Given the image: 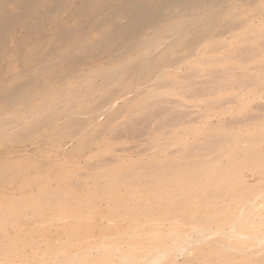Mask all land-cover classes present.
<instances>
[{
  "label": "rangeland",
  "instance_id": "obj_1",
  "mask_svg": "<svg viewBox=\"0 0 264 264\" xmlns=\"http://www.w3.org/2000/svg\"><path fill=\"white\" fill-rule=\"evenodd\" d=\"M120 1L45 0L39 5V0H0V264H64L67 253L91 247L93 257L73 264H94L95 257L107 251L101 247L95 253L97 244L127 249L128 242L145 235L134 237L132 228L158 216L123 214V202L135 195L155 198L161 189L137 183L132 189L111 190L105 187L113 178L110 169L132 183L135 174L145 175V167L154 163L183 166L196 158L210 159L213 152L203 148L209 147L206 136L219 130L235 134V144L246 149V154L229 153L222 163L232 161L230 168L245 176L249 196L264 189L259 185L264 181V0H225L222 6H238L248 19L244 30L227 26L230 15L219 16L211 22V43L188 58L187 48L172 54L178 63L169 81L155 88L143 83L125 95L121 78L109 83L97 73L115 70L123 62L97 44L114 31L113 20H123L112 12ZM146 2L154 5L157 0ZM175 21L172 14L164 15L159 32ZM73 30L78 33L68 35ZM135 39L127 35L124 40ZM89 74L92 80L86 81ZM30 80L33 84L27 83ZM22 83L27 84L24 96L10 100V88ZM59 97L75 103L74 114L65 113L69 105L64 102L48 105ZM199 97L202 100H194ZM252 139L257 140L253 145ZM195 145L202 147V155L191 154ZM179 155L184 159H177ZM261 207L263 203L257 213ZM183 225L178 229L185 230ZM257 231L264 234V225ZM212 239L234 243L244 252L249 249L230 250L234 257L219 264H264L263 240L259 246L252 238L216 234ZM212 242L200 244L201 251L220 246ZM196 250L187 256L177 250L172 254L180 264H189L186 258L198 264L201 251Z\"/></svg>",
  "mask_w": 264,
  "mask_h": 264
},
{
  "label": "bare ground",
  "instance_id": "obj_2",
  "mask_svg": "<svg viewBox=\"0 0 264 264\" xmlns=\"http://www.w3.org/2000/svg\"><path fill=\"white\" fill-rule=\"evenodd\" d=\"M43 1L45 0H39V5ZM121 1L112 12L122 15L123 20H113L112 26L114 28L112 29L114 31L97 40V44L102 51L110 50L112 58H123V62L119 63L115 70L102 68L97 70V73L103 75L105 81L109 83H115L121 78L123 85L125 84L121 90L123 95L138 91L140 85L143 83L151 82V87L155 88L159 84L169 81L170 73L175 71L173 66L178 63L176 59H172V54L178 48H187L189 51L187 54L188 58L192 55L191 52L196 51L200 46L211 43L212 32L214 31L211 22L219 16L223 14L230 15L232 18L228 19L227 26L236 28L239 32L244 30L246 27L244 25L248 20L242 18L241 12L237 11L238 6H230L228 8L222 6L225 0H157L154 5H148L147 0H135L136 2H131V0L129 2ZM166 14L175 16L176 21L172 25L165 27L161 33L159 32L161 29L160 21ZM99 26H105V24H99ZM172 28L173 30L176 29L175 36L172 34ZM77 33L78 30H73L68 35H76ZM127 35H135V41L133 43L125 41L124 39ZM92 76V74L87 75L86 81H91ZM31 82V80L27 81L28 84ZM26 87V83L15 85L10 88L7 97L12 101L22 98ZM201 98H194V100L200 101L202 100ZM105 100L108 103L110 102V100ZM61 102H64V106L69 105L68 110L65 111L67 115L74 114L75 103L70 101L69 98L59 97V99L57 98L49 102L48 105L58 107ZM109 105L111 106V102ZM137 105H139V102H137ZM108 107L106 106V108ZM103 111L101 114H104ZM250 120L252 121V119ZM262 135L264 136V134ZM254 139L251 140V145L257 142ZM236 140L237 136L235 134L223 130H219L217 133H210L206 136L205 140L209 147H205L206 144L203 147L207 148V153L213 152L214 155L210 159L196 158V160L183 166H179L178 163L172 166L162 161L154 163L145 167V175L135 174V180L132 183L128 182L126 176L118 175L116 170L110 169L113 178L105 184V187L111 190H115L118 186L132 189L134 186H137V183H141V187L161 189L155 198H141L135 195L133 198L125 199L124 205L121 208V211H124L123 214L127 213L132 217L137 218L141 216L142 218L144 215L156 212L158 217L152 220H144L133 227L131 235L134 237L142 236L140 232H144L145 235L135 242H128L126 244L127 249L125 250L117 246L113 247L114 243L112 246L107 245V243L94 246L93 251H97L101 247L105 248V250L107 249V251H104V253L100 252V255L95 257L96 263L94 264H180V262L176 261L177 257L175 258V254H172L173 250H177L178 253H182L184 256L186 254L187 256L188 251L191 249L196 248V251H201L202 244H208L212 241L216 244L219 243L220 246H211L209 250L201 251L199 254L201 255V261L198 264H219L225 258L234 257L231 255L230 250H239L241 253H247L246 251L249 250L245 249L246 251L244 252L243 249H238L234 243L231 244L221 240L220 242L218 241L219 239L214 241L215 239L213 240L212 237L213 235L216 236V234L224 238H252L253 240H258V243L260 241V246L262 240L264 242V234L258 235L256 233L261 225H264V201L260 202L263 203V207L260 209L262 213H257L256 211L258 210L256 209L260 204L258 202L264 197V189L252 193V197L249 196L248 189L251 185L246 182L245 176L237 170V173H235L230 168L233 163L232 161L222 163V158L229 153L232 156L236 153L244 154L246 152V149L242 146L241 148L235 144ZM199 146L195 145L192 147V155H202L200 152L202 147ZM177 159L184 158L182 155H179ZM138 166L140 167L141 165ZM231 182H236V185L231 186ZM259 185L264 187V181ZM169 203L173 205L171 206L172 208L164 209ZM233 203L236 205L231 207ZM257 218L259 219L258 223L250 227L249 224L253 223V220ZM155 222H158V224ZM181 224L186 226L185 230L178 229ZM226 225L227 228L225 227ZM157 230H159V233H154ZM130 234L128 235L131 236ZM119 235L122 236L121 234ZM119 235L116 236L119 237ZM166 236L170 237L169 242L165 240ZM111 237L109 236V238ZM91 239L88 240L91 241ZM96 239L98 240V238ZM200 244L201 246H199ZM85 246L81 247L86 249ZM75 249L80 251L81 248ZM92 249L91 247L86 249L87 251L83 250L84 252H79L80 254H73L72 252V255L71 253H67L69 255L64 256L66 260L64 264H73L76 260L91 258L92 253H90V250ZM133 249L138 251V255H132V252L135 251H132ZM96 251L95 253H97ZM57 256H59V253ZM61 256L63 255L60 254ZM185 260L189 261V264H195L194 259L189 260L186 258ZM6 261L8 263V260ZM255 262L243 264H255Z\"/></svg>",
  "mask_w": 264,
  "mask_h": 264
}]
</instances>
